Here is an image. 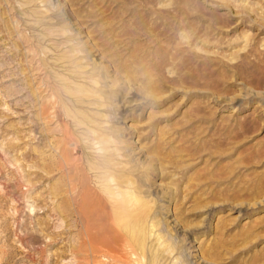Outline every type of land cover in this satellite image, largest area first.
<instances>
[{"label":"rangeland","instance_id":"374dc122","mask_svg":"<svg viewBox=\"0 0 264 264\" xmlns=\"http://www.w3.org/2000/svg\"><path fill=\"white\" fill-rule=\"evenodd\" d=\"M155 263L264 264V0H0V264Z\"/></svg>","mask_w":264,"mask_h":264},{"label":"bare ground","instance_id":"6f19581e","mask_svg":"<svg viewBox=\"0 0 264 264\" xmlns=\"http://www.w3.org/2000/svg\"><path fill=\"white\" fill-rule=\"evenodd\" d=\"M103 161L104 160H100L99 162L100 163H103ZM99 167H100L99 169H103V168H105V164H100ZM109 180H110V178L108 179L107 184L105 186H106V188H109L110 189V182H109ZM113 181H116V179H113ZM128 181H130V180H127V182ZM120 195H121V193H118V196H120ZM118 196H116V198ZM143 207H145V204L142 201V199L140 197H138V196L131 197V200L129 202L122 201V203L119 205V209L122 212L121 214H125V215H128V216H133L132 215V213H133L132 209H135L136 210V208H143ZM31 211H32V209H31ZM134 225H135V223H132V225L129 226L130 227V230L128 231V240H129V242L131 243V245L136 250H144L146 248V245H147L146 244V240L149 238L148 235L146 236L147 226L144 223V224H140L139 226H137L138 228L135 229L134 228ZM154 225H155V223H154ZM159 257H160V254H159V252H157L156 255H155V260L156 261L160 260Z\"/></svg>","mask_w":264,"mask_h":264}]
</instances>
